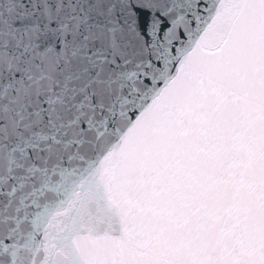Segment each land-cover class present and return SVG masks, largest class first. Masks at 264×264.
<instances>
[{"label":"snow or ice","instance_id":"obj_1","mask_svg":"<svg viewBox=\"0 0 264 264\" xmlns=\"http://www.w3.org/2000/svg\"><path fill=\"white\" fill-rule=\"evenodd\" d=\"M0 264H264V0H0Z\"/></svg>","mask_w":264,"mask_h":264}]
</instances>
